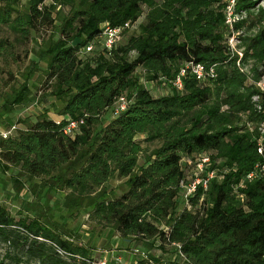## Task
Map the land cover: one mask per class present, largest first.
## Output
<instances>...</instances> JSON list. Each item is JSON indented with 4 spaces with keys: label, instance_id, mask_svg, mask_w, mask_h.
<instances>
[{
    "label": "trees",
    "instance_id": "1",
    "mask_svg": "<svg viewBox=\"0 0 264 264\" xmlns=\"http://www.w3.org/2000/svg\"><path fill=\"white\" fill-rule=\"evenodd\" d=\"M18 2L0 0V26L12 33L10 42L0 39V59L16 61L13 43L28 40L34 49L0 92V126H12L13 107L32 101L31 80L52 100L58 123L43 110L33 122L16 119L22 128L0 138V195L17 205L16 219L0 205V264L97 263L91 238L82 242L65 226L79 213L97 228L95 239L106 228L138 246L143 253L132 264H264V174L242 180L261 162L257 140L264 156L256 128L264 100L258 112L249 100L264 74V7L235 0L233 12L243 17L228 28L225 0ZM124 22L129 28L104 50L98 26ZM238 30L239 58L226 45ZM246 61L249 76L237 68ZM184 63L212 65L214 75L200 82L184 70L176 90L169 82ZM142 81L168 92L152 97ZM119 96L126 107L104 120ZM70 119L82 123L67 136L60 130ZM200 156L214 175L186 195L185 209L179 182L185 161ZM110 179L117 188L105 186ZM167 251L171 259L161 255Z\"/></svg>",
    "mask_w": 264,
    "mask_h": 264
},
{
    "label": "rangeland",
    "instance_id": "2",
    "mask_svg": "<svg viewBox=\"0 0 264 264\" xmlns=\"http://www.w3.org/2000/svg\"><path fill=\"white\" fill-rule=\"evenodd\" d=\"M24 0H19L18 4L19 6H22ZM256 3L253 6V10H255L257 7L263 8L264 7V0H253ZM234 3L231 6V10L234 9ZM46 4V1H44ZM238 16L243 17L242 13L235 12ZM234 13V14H235ZM239 17V18H240ZM139 19V18H137ZM238 19V18H237ZM254 30V28H252ZM250 29V31H252ZM133 29H130L129 31H126L125 33L129 34L130 31ZM249 31V32H250ZM241 30L236 31L235 33L231 32V34L228 36V40L226 42V45L228 50L232 55H235L237 58L240 57V52H241V44L239 40V36L242 35ZM251 33V32H250ZM37 36L36 37H42L44 38L47 34L45 33V30L42 28H39L37 32L35 33ZM34 36V35H32ZM38 37V38H39ZM12 33H9L4 26H0V39H6L9 42L12 40ZM34 49L33 43L25 40L22 45H14L13 43V49H12V54H15L16 56V61H10V59H4V61H1L0 59V92L5 91L7 87L5 88L4 84L11 85L12 81L17 80V74L25 68V65L28 61V59H32L31 57V50ZM23 51H25L23 53ZM251 64L249 61H246L244 65L237 64V68L239 71L242 73H245L246 76H249V68ZM133 75L137 76L138 75V70L135 69L133 71ZM39 76V75H38ZM141 78V77H140ZM31 83L35 86V89H31V95L33 97L32 101L27 102L26 105L23 106H14L13 107V112L9 115V120L11 125H14L15 127L22 128V126H19L17 120H22L25 119L27 121L33 122L34 119L36 118L37 115L41 114L43 110L46 111V118L52 121L58 120L57 115H53L52 113V108H49V104L52 102L50 98H47L45 96H41V93L43 92L41 90L40 84H37L31 80ZM142 84L146 90H148L150 96H162L167 94L168 89L165 87H158L154 83H147L143 82ZM41 96V98H40ZM105 119L110 117V112L107 110L104 115L102 116ZM2 127L0 126V129ZM186 160V159H185ZM183 160V161H185ZM186 163V168L184 172H188L191 174L192 172V164L189 162V160L185 161ZM118 183V180L110 179L105 186L108 188H117L115 187ZM27 196L26 194H23L21 192L18 194V198L22 199H27L29 198L25 197ZM17 198V199H18ZM59 197L53 196L51 200L49 201V204H52L53 202L57 201ZM18 202V200H17ZM0 205H5L7 211L9 214L16 219L17 215L15 214L17 210V205L14 201L3 198L2 195H0ZM66 228H69L71 231L74 233L77 232L79 236L80 241L84 242L86 239H90L89 243L94 248V250L91 251V259H93L94 262H105V263H113V259L116 258L117 260L122 261L123 264H132L134 262V259L136 257L141 256L143 251L139 249L138 246H135V244L131 243L130 241H125L119 238L118 236L114 235L113 233H110V231H107L106 228L101 229L100 231V237L98 239H95V225L92 223L88 222L86 220L85 214L79 213L78 217H75L73 220H68L67 223H65ZM4 250V245L0 243V256L3 253ZM151 253L154 256H159L160 253L158 251H151ZM163 258H169L171 259L173 256L170 251H167L166 254H161Z\"/></svg>",
    "mask_w": 264,
    "mask_h": 264
},
{
    "label": "built area",
    "instance_id": "3",
    "mask_svg": "<svg viewBox=\"0 0 264 264\" xmlns=\"http://www.w3.org/2000/svg\"><path fill=\"white\" fill-rule=\"evenodd\" d=\"M233 1L235 0H225L226 4H224L223 7V22L226 24L228 28H230L231 24L236 21L238 16L236 13L234 14L233 10H231V6L234 3ZM241 18V17H240ZM129 26L127 25L126 22H124L121 26L119 27H111L108 26L106 23H102L98 26L99 33L97 34L99 37V41L101 44V47L109 51L110 47L117 43L121 39V32L123 29H128ZM232 32V31H231ZM230 32V34H231ZM235 33V32H233ZM229 37H227L226 42ZM91 48V45H86L83 47V51L89 52ZM212 65H209L208 68H204L201 66L199 63H184L181 69L178 71L177 76L170 81V85L172 88L176 90H180V84H179V77H181L183 71H188L189 74L193 75L192 77L196 81H204L206 79H210L214 73H212ZM253 85L256 87L257 93L253 94V96L250 97L251 105L254 110L257 112L260 110V106L258 105L259 102V97L264 100V74H261L257 79L253 81ZM126 107V101L123 99L122 96L117 97L116 99L113 100L111 108H109L110 115H117L121 111L124 110ZM66 123L64 126L61 128V133L67 136H71L73 132H75L77 126L82 123V121L76 120L74 121L73 119L66 120ZM58 123L55 121V124ZM258 130V134H262L264 132V116L262 121L257 125L256 127ZM15 126H9L8 128L0 129V138L5 139L6 137L10 136V134L14 131ZM257 144L255 145V152L261 156V162L256 163L252 166V168L249 170L248 173H244L242 180H246V182L250 181H255L259 177L261 178L264 174V156L261 155L262 149L260 147V143L257 140ZM208 158L204 156H200L197 161L193 162L192 166V172L191 174L188 173L187 171L184 173L185 175L183 176L182 180L179 182V187L182 188V201H185V197L188 194H191L196 186L202 187L203 189H206V181L213 177L214 172L213 171H205ZM242 180H239L236 184L237 187H241V182ZM236 187V188H237ZM183 206L185 209L188 208V204L184 202ZM58 254H61V252L56 251ZM113 263H105V262H97L94 264H123L122 261L117 260L116 258L113 259Z\"/></svg>",
    "mask_w": 264,
    "mask_h": 264
}]
</instances>
